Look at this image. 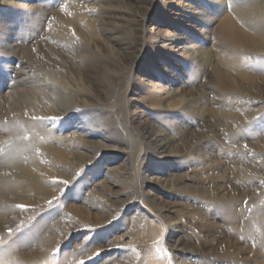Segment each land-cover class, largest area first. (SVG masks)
I'll list each match as a JSON object with an SVG mask.
<instances>
[{"label": "rangeland", "instance_id": "rangeland-1", "mask_svg": "<svg viewBox=\"0 0 264 264\" xmlns=\"http://www.w3.org/2000/svg\"><path fill=\"white\" fill-rule=\"evenodd\" d=\"M13 1L19 5L0 1V42L37 55L51 41L52 15L70 0ZM99 1L72 0L94 20L86 19L91 28L109 22L95 15ZM246 6L244 0H154L141 46L125 55L131 43L125 34L99 32L117 51L102 64L100 93L60 121L29 117L46 124L49 144L68 159L39 155L44 170L23 180L39 177L41 192L26 191L35 203L0 205V212L21 211L8 217L11 225L0 236V264L10 253L31 258L21 264H264V53L247 51L231 64L221 32L227 17L243 20ZM162 38L178 41L173 47L153 41ZM6 52L0 49V61L4 55L19 66L25 59L27 76L19 75L28 85L16 95V71L11 66L5 79L0 74V186L31 164L26 143L8 134L10 119L40 95L30 70L60 71L63 89L79 83V72L65 70L70 60L43 69L23 51ZM255 84L261 91L251 94ZM48 95L66 103L55 90ZM223 111L242 121L223 127L216 120ZM148 127L162 131L166 151L142 137ZM51 236L56 247L49 251ZM37 251L46 256H34Z\"/></svg>", "mask_w": 264, "mask_h": 264}, {"label": "bare ground", "instance_id": "bare-ground-1", "mask_svg": "<svg viewBox=\"0 0 264 264\" xmlns=\"http://www.w3.org/2000/svg\"><path fill=\"white\" fill-rule=\"evenodd\" d=\"M0 1L9 5H19L13 0ZM244 2H247V8L240 12L244 16L243 18L241 17L243 20H241V18V21L234 20L233 17L229 16L223 21L221 27V32L232 52L229 58L231 64L239 61L247 51L264 53V0H244ZM99 3L101 5H98L96 8L97 11L95 15L97 17L109 19V22H101L103 27H99L100 30L94 26L92 28L87 26V20L89 19L79 13L78 8L73 5L72 0L68 2L64 10L55 12L51 17V19H54L55 23L51 31L47 34V37L51 40L50 42L57 41V44L54 46L50 44L49 41L43 42L41 44L43 47L37 50V55H30L28 52L29 50L25 48L23 44L13 47L0 42V49H5L7 51L6 53L9 55H16L18 52L23 51L25 56L28 58L30 57L31 60L37 58L35 62L39 63V66L43 69L51 68L50 61L70 60L72 65L65 70L70 71L71 75L73 72H79V83L71 84V82L70 84H66V89L63 86V89L60 87L61 84L59 83L62 79L60 71L55 70L56 74L52 73L50 76L43 74L40 70L39 72L37 70H30L32 75L37 76L33 80L32 85L39 89L40 95L38 94V96L31 97L28 100L30 103L28 112L17 111V114L10 119V123H8V134L14 141L26 143L24 144L27 145L25 146L26 152L28 151L26 158L30 160L31 164L29 166H20L19 176L14 180L7 182L3 181L4 183L1 182L0 205H5V208H10L8 207L10 205L16 207L18 204L24 205L26 203H31V195H27L26 191H31L34 196L38 192H41L42 189L37 184L39 177H35L34 181L29 183H24L23 181L26 177L29 178L33 176L34 170L41 173L44 170L43 165L39 162V155H47L52 161H64L68 159L64 151L49 144L48 141L53 140L51 139L52 136L49 135L50 133H46L42 130L43 126L46 124L43 122L33 123L29 117H43L54 121L56 119V122L58 120L60 121L61 118H66L74 108L78 109L87 106L92 99L91 96L100 93L98 88L101 87L102 64H105L107 59H109L108 55H115L117 51L113 46L101 42L104 37H102V34L100 35L99 32L110 33L107 35L108 37L115 33L126 35L127 40L131 43L128 44L127 48L122 49L121 55H125L135 48L137 49L140 41L144 40L146 32L144 31V25L147 13L150 12L154 0H100ZM136 8L138 11H136ZM38 10L40 11L42 8ZM244 20H246V22ZM89 21L93 22L94 20L90 18ZM122 22L127 23L126 27L128 29L123 30L120 28L119 24ZM60 23H62V25L64 24L66 28H62ZM109 24L111 27H107ZM242 25L245 26V29L241 27ZM140 29H143L142 32ZM148 40L151 39L147 37V41ZM153 41L165 47H173L177 44L176 42L178 40L162 38L158 40L154 39ZM43 56L46 58V62L42 61L41 58ZM12 61L13 58L5 59L3 55V59L0 61V70H3V72L0 71L2 79H5L6 76L4 73L7 72L6 69L8 70L11 66L18 75L20 72H25L26 61L24 58L22 60L23 64L19 66L13 65ZM78 63H80V65ZM219 74L220 77L223 76L221 71ZM25 75L27 76L26 72ZM240 77L246 79L248 82L254 81V78L245 72H241ZM20 78L21 76L19 75L16 85L12 89L16 95H18L20 87L28 85L26 81ZM50 90H55L58 94H63L64 97H67L66 103L60 104L57 102V98H51L48 95V91ZM250 90L251 94L259 93L261 91V85L255 84ZM158 101L161 102V100ZM244 102H246V100H241V103ZM221 118H223V120H220ZM0 119H2L1 115ZM67 120L65 119L64 124ZM216 120L222 121L220 124L230 129L232 126L235 127V124L239 121H242V116L236 112L223 111ZM63 126L64 125H62V127ZM162 135V131L150 127L144 128L142 132V137H147L150 143L157 147V149L166 151V143L163 141ZM5 210L0 212V236L3 235V231L7 225H11V221H8V217L16 213L21 214L20 209H14L11 214H9V209H7L8 213H6ZM262 226L264 227V220L261 224V227ZM48 239L46 246L48 250L51 251L52 248L56 247V240L53 236ZM39 255L46 256V253L44 251L41 254L37 251L36 254H34L36 257ZM27 259L31 258H27V256L20 253H10L5 256L2 262H7V264H21Z\"/></svg>", "mask_w": 264, "mask_h": 264}, {"label": "snow or ice", "instance_id": "snow-or-ice-1", "mask_svg": "<svg viewBox=\"0 0 264 264\" xmlns=\"http://www.w3.org/2000/svg\"><path fill=\"white\" fill-rule=\"evenodd\" d=\"M21 207H23V206H21Z\"/></svg>", "mask_w": 264, "mask_h": 264}]
</instances>
